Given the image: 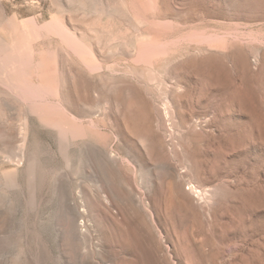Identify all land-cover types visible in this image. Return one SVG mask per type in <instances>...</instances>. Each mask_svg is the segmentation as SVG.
<instances>
[{
    "label": "rangeland",
    "instance_id": "1",
    "mask_svg": "<svg viewBox=\"0 0 264 264\" xmlns=\"http://www.w3.org/2000/svg\"><path fill=\"white\" fill-rule=\"evenodd\" d=\"M0 264H264V0H0Z\"/></svg>",
    "mask_w": 264,
    "mask_h": 264
},
{
    "label": "bare ground",
    "instance_id": "2",
    "mask_svg": "<svg viewBox=\"0 0 264 264\" xmlns=\"http://www.w3.org/2000/svg\"><path fill=\"white\" fill-rule=\"evenodd\" d=\"M17 160V159H16ZM19 208V207H18Z\"/></svg>",
    "mask_w": 264,
    "mask_h": 264
}]
</instances>
